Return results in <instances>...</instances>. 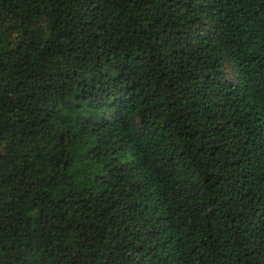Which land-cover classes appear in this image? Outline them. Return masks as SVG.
<instances>
[{
  "label": "trees",
  "instance_id": "1",
  "mask_svg": "<svg viewBox=\"0 0 264 264\" xmlns=\"http://www.w3.org/2000/svg\"><path fill=\"white\" fill-rule=\"evenodd\" d=\"M0 264H264V0H0Z\"/></svg>",
  "mask_w": 264,
  "mask_h": 264
},
{
  "label": "rangeland",
  "instance_id": "2",
  "mask_svg": "<svg viewBox=\"0 0 264 264\" xmlns=\"http://www.w3.org/2000/svg\"><path fill=\"white\" fill-rule=\"evenodd\" d=\"M231 71H232V70L229 68V70H228L229 76H231Z\"/></svg>",
  "mask_w": 264,
  "mask_h": 264
}]
</instances>
